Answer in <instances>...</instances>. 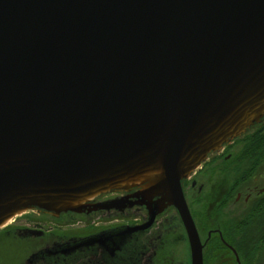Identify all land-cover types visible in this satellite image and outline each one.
Returning a JSON list of instances; mask_svg holds the SVG:
<instances>
[{"label": "water", "instance_id": "water-1", "mask_svg": "<svg viewBox=\"0 0 264 264\" xmlns=\"http://www.w3.org/2000/svg\"><path fill=\"white\" fill-rule=\"evenodd\" d=\"M263 125L264 0H0V230L173 207L204 264L184 181Z\"/></svg>", "mask_w": 264, "mask_h": 264}, {"label": "flooded vegetation", "instance_id": "flooded-vegetation-1", "mask_svg": "<svg viewBox=\"0 0 264 264\" xmlns=\"http://www.w3.org/2000/svg\"><path fill=\"white\" fill-rule=\"evenodd\" d=\"M250 142L226 145L184 181L204 264H251V243L262 240L255 228L264 225V154L245 157L244 144ZM135 191L110 192L96 202ZM126 226L135 228L127 237L99 236ZM0 264H191V259L186 229L173 207L150 221L147 206L121 204L58 219L32 211L19 215L0 230Z\"/></svg>", "mask_w": 264, "mask_h": 264}, {"label": "trees", "instance_id": "trees-1", "mask_svg": "<svg viewBox=\"0 0 264 264\" xmlns=\"http://www.w3.org/2000/svg\"><path fill=\"white\" fill-rule=\"evenodd\" d=\"M240 139H244L246 141L250 140L253 141L252 143H245V152H244V156H250V155H263L264 154V126H262L261 128L257 129L256 131H254L252 134L249 133L245 136H243ZM243 145V146H244ZM262 210V212H264V207ZM260 228L263 227V231L262 233H260V235H262V241H264V225L259 226ZM258 242V241H256ZM250 251H252L253 253V248L250 249Z\"/></svg>", "mask_w": 264, "mask_h": 264}, {"label": "rangeland", "instance_id": "rangeland-1", "mask_svg": "<svg viewBox=\"0 0 264 264\" xmlns=\"http://www.w3.org/2000/svg\"><path fill=\"white\" fill-rule=\"evenodd\" d=\"M257 233L255 234H260L263 231V227H256L255 228ZM258 231L260 233H258ZM252 248H253V253H252V263L251 264H264V241L259 240L256 242L254 239L252 241Z\"/></svg>", "mask_w": 264, "mask_h": 264}]
</instances>
